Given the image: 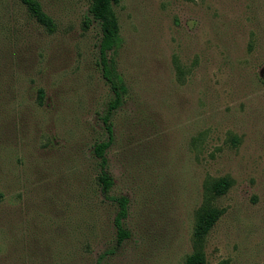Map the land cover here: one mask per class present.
Listing matches in <instances>:
<instances>
[{
	"label": "rangeland",
	"instance_id": "374dc122",
	"mask_svg": "<svg viewBox=\"0 0 264 264\" xmlns=\"http://www.w3.org/2000/svg\"><path fill=\"white\" fill-rule=\"evenodd\" d=\"M0 0V264H185L203 205L221 215L206 264H264V0H120L108 52L126 91L106 150L113 97L90 0ZM225 177V193L206 192Z\"/></svg>",
	"mask_w": 264,
	"mask_h": 264
},
{
	"label": "trees",
	"instance_id": "16d2710c",
	"mask_svg": "<svg viewBox=\"0 0 264 264\" xmlns=\"http://www.w3.org/2000/svg\"><path fill=\"white\" fill-rule=\"evenodd\" d=\"M120 0H90L88 11L93 20H96L100 25L101 37L99 41V61L104 79L109 83L113 97L108 102L104 111L102 121L104 123L107 139L98 141L93 146V154L98 159L99 173L98 182L100 191L104 198L115 201L117 211L113 219L116 229V244L119 245L129 236V232L123 225V220L126 218L128 210V198L126 196H112L109 191L113 185V178L107 169L106 150L112 143V124L110 122L112 113L121 106L123 94L126 91L120 74L115 72L112 64L108 59V52L114 50L120 42L119 24L113 9V5ZM25 5L29 14L48 31H53L55 28L53 19L42 9L39 0H21ZM229 185L228 179L225 177L211 179L206 183V192L213 196L222 195L225 193ZM0 193V197H1ZM221 215V210L203 205L196 214V223L194 226L195 249L190 253L185 260V264H206L205 257L201 250L203 238L211 229L214 223Z\"/></svg>",
	"mask_w": 264,
	"mask_h": 264
}]
</instances>
